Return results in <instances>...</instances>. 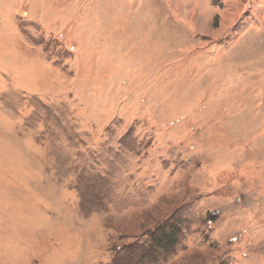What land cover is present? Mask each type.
Masks as SVG:
<instances>
[{"label": "rangeland", "instance_id": "obj_1", "mask_svg": "<svg viewBox=\"0 0 264 264\" xmlns=\"http://www.w3.org/2000/svg\"><path fill=\"white\" fill-rule=\"evenodd\" d=\"M0 264H264V0H0Z\"/></svg>", "mask_w": 264, "mask_h": 264}, {"label": "trees", "instance_id": "obj_2", "mask_svg": "<svg viewBox=\"0 0 264 264\" xmlns=\"http://www.w3.org/2000/svg\"><path fill=\"white\" fill-rule=\"evenodd\" d=\"M165 234V233H164Z\"/></svg>", "mask_w": 264, "mask_h": 264}]
</instances>
